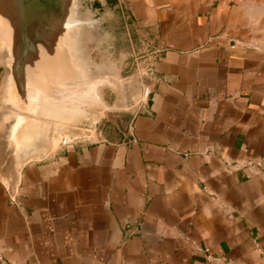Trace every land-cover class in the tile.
Here are the masks:
<instances>
[{
	"label": "crops",
	"instance_id": "crops-1",
	"mask_svg": "<svg viewBox=\"0 0 264 264\" xmlns=\"http://www.w3.org/2000/svg\"><path fill=\"white\" fill-rule=\"evenodd\" d=\"M103 1L150 35L149 92L24 161L0 84V264H264V0Z\"/></svg>",
	"mask_w": 264,
	"mask_h": 264
},
{
	"label": "rangeland",
	"instance_id": "rangeland-1",
	"mask_svg": "<svg viewBox=\"0 0 264 264\" xmlns=\"http://www.w3.org/2000/svg\"><path fill=\"white\" fill-rule=\"evenodd\" d=\"M23 1L24 16L16 22L0 0V84L3 110L10 116L3 126L9 153L22 148L17 140L25 141L29 127L38 133L30 137L24 161L44 157L57 146L110 139L125 131L148 94L150 35L122 4ZM66 30L73 36L70 51ZM56 60L70 70L64 84L48 77V65Z\"/></svg>",
	"mask_w": 264,
	"mask_h": 264
},
{
	"label": "bare ground",
	"instance_id": "bare-ground-1",
	"mask_svg": "<svg viewBox=\"0 0 264 264\" xmlns=\"http://www.w3.org/2000/svg\"><path fill=\"white\" fill-rule=\"evenodd\" d=\"M30 1V0H29ZM1 2H2V4H1V6L2 7H4L8 12H10L9 14H12L14 17H15V21L16 22H18V20L21 18L22 19V17L24 16V14H23V12H22V10H24L25 9V5H26V3H24V1L23 0H1ZM30 4H28L27 6H29ZM19 7H21V8H19ZM3 8V10H5ZM34 8H36V5L34 6ZM11 9V10H10ZM21 9V10H20ZM2 10V9H1ZM3 12H5V11H3ZM19 12L22 14V15H19ZM20 17V18H19ZM8 19V18H7ZM68 23V22H67ZM67 31V35H68V37H66V39L68 38V42H69V45L66 43H64V45H68L66 48L67 49H69V51H70V48L72 47L73 48V44H72V38H73V36H71V34H68V30H66ZM66 31H63V32H66ZM70 33V32H69ZM63 34V33H62ZM64 36V35H63ZM63 39H64V37H63ZM65 39V40H66ZM75 47V46H74ZM40 51V50H39ZM41 52V51H40ZM68 52V51H67ZM65 53V52H64ZM42 55V54H41ZM54 55V54H53ZM64 55V54H63ZM58 56V55H57ZM56 56V57H57ZM56 57H54L52 60H54V59H56ZM58 59L57 60H59V57H57ZM62 58V57H61ZM50 60V59H49ZM55 61V62H57L58 64H60V65H56L55 64V62L54 61H50V63H51V65H48V67L52 70L51 72H47L48 74H49V76L48 77H51L53 80H54V82L55 81H58V79H60L59 80V82L61 81L62 83H63V81H65V78H67L68 76V74H70V70H69V68L66 66V65H63L62 63H60L59 61ZM67 60V59H66ZM61 61V60H60ZM62 62H63V60H62ZM54 63V64H53ZM66 63V62H65ZM48 68V70L50 71V69ZM57 70H60V73H55ZM72 70V69H71ZM53 74H55V75H53ZM53 76V77H52ZM67 76V77H66ZM64 79V80H63ZM52 81V80H51ZM67 81V80H66ZM53 82V81H52ZM69 82V81H68ZM64 84V83H63ZM50 86V85H49ZM53 86V85H52ZM57 88V87H56ZM77 88V87H76ZM63 91V90H62ZM54 94V93H53ZM63 94V93H62ZM56 95H58V94H56ZM55 95V96H56ZM59 95H61V94H59ZM57 97H59V98H61L60 96H57ZM78 99V98H77ZM62 100V99H61ZM61 103H62V101H61ZM18 132V131H17ZM28 136V135H27ZM26 136V137H27ZM32 136V135H31ZM27 139H28V137H27ZM27 142V141H26ZM25 143V142H24Z\"/></svg>",
	"mask_w": 264,
	"mask_h": 264
},
{
	"label": "built area",
	"instance_id": "built-area-1",
	"mask_svg": "<svg viewBox=\"0 0 264 264\" xmlns=\"http://www.w3.org/2000/svg\"><path fill=\"white\" fill-rule=\"evenodd\" d=\"M149 73L153 74L152 71L149 69ZM149 92V88H147V93Z\"/></svg>",
	"mask_w": 264,
	"mask_h": 264
}]
</instances>
